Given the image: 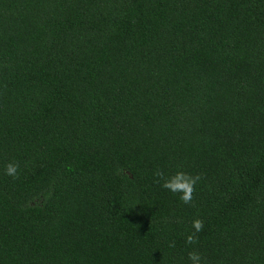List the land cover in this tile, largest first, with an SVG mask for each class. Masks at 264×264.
<instances>
[{"label": "trees", "instance_id": "trees-1", "mask_svg": "<svg viewBox=\"0 0 264 264\" xmlns=\"http://www.w3.org/2000/svg\"><path fill=\"white\" fill-rule=\"evenodd\" d=\"M193 250L264 264V0H0V264Z\"/></svg>", "mask_w": 264, "mask_h": 264}, {"label": "clouds", "instance_id": "clouds-1", "mask_svg": "<svg viewBox=\"0 0 264 264\" xmlns=\"http://www.w3.org/2000/svg\"><path fill=\"white\" fill-rule=\"evenodd\" d=\"M19 167L18 163L9 162L5 166V174L16 179L19 177ZM154 175L157 177L156 183L163 181L161 187L172 193H179V198L184 204H191L193 202L196 185L202 178L199 174L193 176L182 170L166 176L161 169H157ZM203 228L204 221L199 218L194 219L192 221L193 231L185 237V243L187 245L197 244L199 239L197 233L201 232ZM169 247H175V243H170ZM204 259V256L199 251L193 250L188 253L190 264H204Z\"/></svg>", "mask_w": 264, "mask_h": 264}]
</instances>
